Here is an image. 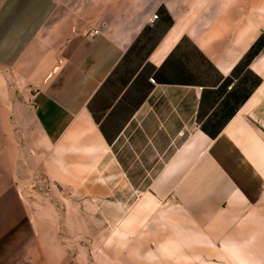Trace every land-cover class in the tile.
<instances>
[{
	"label": "crops",
	"instance_id": "obj_1",
	"mask_svg": "<svg viewBox=\"0 0 264 264\" xmlns=\"http://www.w3.org/2000/svg\"><path fill=\"white\" fill-rule=\"evenodd\" d=\"M260 28L264 0H0V264H89L36 188L76 190L130 124L175 140L149 188L180 204L176 264H264V82L218 131L173 128L190 92L210 100L183 75L236 74ZM263 65L264 52L248 67Z\"/></svg>",
	"mask_w": 264,
	"mask_h": 264
},
{
	"label": "rangeland",
	"instance_id": "obj_2",
	"mask_svg": "<svg viewBox=\"0 0 264 264\" xmlns=\"http://www.w3.org/2000/svg\"><path fill=\"white\" fill-rule=\"evenodd\" d=\"M251 46L234 67V75H198L196 68H190L189 73L183 75V80L208 87L205 90L210 100L201 106L202 99L189 93L187 108L190 117L174 118L176 121H173V128L178 129L177 136H188L207 125L218 131L264 82V72L255 73L248 67L252 59L264 52V28H260ZM192 61L208 62L200 58L187 60L188 63ZM176 66L179 67V61ZM262 68L264 70V65ZM172 78L181 79L180 74H174ZM216 83L220 89L214 101L209 87ZM202 115L206 118H199ZM255 124L260 125L257 121ZM135 128L133 124L126 128L124 143L114 144V154L110 153L104 167L99 166L95 171H77L76 190L62 186L57 191L55 188L58 195L52 200L47 184L36 188L40 192H36L38 195L54 205L59 216L57 225L76 228L75 235L64 234L62 241L78 248L89 264H113L118 259H123L125 264H171L172 260L176 264L175 260H179L180 250L170 252L167 244L171 238L174 242L180 241V204L178 200L165 201L163 197L154 196L149 188L175 140L168 141L166 146L165 137L149 140L147 133Z\"/></svg>",
	"mask_w": 264,
	"mask_h": 264
},
{
	"label": "built area",
	"instance_id": "obj_3",
	"mask_svg": "<svg viewBox=\"0 0 264 264\" xmlns=\"http://www.w3.org/2000/svg\"><path fill=\"white\" fill-rule=\"evenodd\" d=\"M157 19V14L156 13H153L151 14L148 18H147V23L149 25L153 24L155 22V20ZM97 30L93 29L91 31H88L86 33V36H91V35H94V34H97ZM150 82H154L152 78H149ZM183 133L182 131H180V134Z\"/></svg>",
	"mask_w": 264,
	"mask_h": 264
},
{
	"label": "trees",
	"instance_id": "obj_4",
	"mask_svg": "<svg viewBox=\"0 0 264 264\" xmlns=\"http://www.w3.org/2000/svg\"><path fill=\"white\" fill-rule=\"evenodd\" d=\"M251 47H252V46H251ZM251 47H250V48H251Z\"/></svg>",
	"mask_w": 264,
	"mask_h": 264
}]
</instances>
